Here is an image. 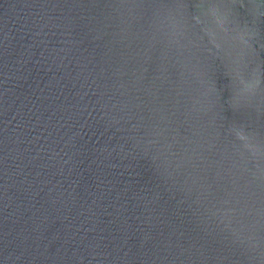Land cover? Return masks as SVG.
Instances as JSON below:
<instances>
[{"label":"water","instance_id":"obj_1","mask_svg":"<svg viewBox=\"0 0 264 264\" xmlns=\"http://www.w3.org/2000/svg\"><path fill=\"white\" fill-rule=\"evenodd\" d=\"M0 264H264V0H0Z\"/></svg>","mask_w":264,"mask_h":264}]
</instances>
